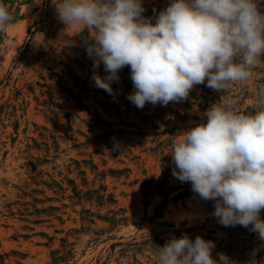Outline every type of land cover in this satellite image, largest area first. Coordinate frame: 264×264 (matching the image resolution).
Listing matches in <instances>:
<instances>
[{
    "label": "rangeland",
    "instance_id": "1",
    "mask_svg": "<svg viewBox=\"0 0 264 264\" xmlns=\"http://www.w3.org/2000/svg\"><path fill=\"white\" fill-rule=\"evenodd\" d=\"M0 3L7 6L13 17L0 30V104L7 106L6 114L0 117V254L4 255V263L49 264L50 250L58 247L60 237L66 236L73 243V257L67 264H100L108 256L111 243L126 242L132 237L136 242L147 237L153 241L135 252V261L116 259L114 255L106 264H156L157 246L162 247L176 237L164 222L175 226L182 221H187L186 226L204 225L196 236L214 237L215 241L210 239L214 245L224 238V231L214 229L216 224L221 225L212 215L214 201L202 200L196 194L184 202L169 201L162 206L160 196L147 201L141 198L139 180L156 176L159 170L158 165L152 166L153 157L142 151L153 144L142 145L138 143L141 138L132 134L177 127L172 132L176 139L191 126L206 123L204 113L223 93L201 84L192 89L186 100L167 106L146 103L142 109L137 108L127 98L134 92L129 67L122 68L118 76H124L122 71L126 68L131 89L127 91L119 79L112 82L113 92L109 94L97 88L91 78L93 72L107 75L102 63L94 67V58L88 55L86 61L91 66L85 63L80 69L76 64L73 47L80 46L78 39H83L84 34L77 33L76 27L66 28L58 19L53 0ZM170 3L171 0H142L143 15L155 22L159 12ZM83 48L86 51V41ZM67 64L85 81L87 89L73 85ZM260 78L254 71L251 80L236 83L230 89L229 94L240 98V107L245 111L258 107L254 93L264 86V82L257 84ZM68 88L83 97L85 107L77 106ZM105 101L114 108H109ZM130 105L140 113L136 115ZM94 111L111 125L95 123ZM143 115L149 119L141 124ZM14 121L18 122L16 132ZM111 129L124 131L107 139L103 133ZM112 153L114 157L110 156ZM173 168L171 159V172ZM96 172L105 175L100 179ZM100 184L113 195L114 204H72L74 192ZM82 208L93 214V223L80 219ZM160 209L162 213L157 215ZM109 210L124 220L109 227V222L101 218L111 216ZM261 218L264 219V213Z\"/></svg>",
    "mask_w": 264,
    "mask_h": 264
},
{
    "label": "clouds",
    "instance_id": "2",
    "mask_svg": "<svg viewBox=\"0 0 264 264\" xmlns=\"http://www.w3.org/2000/svg\"><path fill=\"white\" fill-rule=\"evenodd\" d=\"M53 3L66 28L88 30L86 52L107 73L93 72L97 88L112 94V82L127 66L134 87L127 98L137 108L186 100L205 83L223 93L204 113L206 123L172 141V175L190 182L202 200L215 202L212 215L221 225L249 228L264 241V86L254 93V111L243 110L240 98L229 94L234 84L253 78L264 58L260 0H171L155 22L144 17L142 0ZM12 20L0 3V30ZM214 246L185 234L157 246L154 257L156 264H218Z\"/></svg>",
    "mask_w": 264,
    "mask_h": 264
},
{
    "label": "trees",
    "instance_id": "3",
    "mask_svg": "<svg viewBox=\"0 0 264 264\" xmlns=\"http://www.w3.org/2000/svg\"><path fill=\"white\" fill-rule=\"evenodd\" d=\"M259 7L261 11H264V0H260ZM84 38L78 39L79 47L75 46L73 47L74 52V61L76 64H79L80 69L84 68L85 63H89L91 66V62L86 61L88 54L85 51V48H83V44L86 41V47L88 43H90V34L87 29L83 31ZM100 66H103V64H100ZM69 68L67 71V74L72 79V83L74 86L80 88L81 90L87 89L85 87V81L80 79L78 75H76L75 72H73V67L70 66V64H67L66 66ZM104 67V66H103ZM256 71V74L261 75L260 80H256L257 84H261V82H264V58L261 59L258 66L254 69ZM120 72V71H119ZM63 73V72H62ZM91 73V67L90 71ZM124 76H120L119 79L121 82H123L126 86V90L129 91L131 89L130 79L127 77L128 71L125 68ZM126 75V76H125ZM59 80L62 79V76H59ZM79 83H82V85L79 86ZM57 86L61 87V84L58 80H56ZM206 83L204 84V86ZM115 86V84L113 85ZM49 87V86H46ZM64 90V88H63ZM68 92L71 94L73 99L76 101L77 106L79 107H85V105L82 104L83 97L80 94H75L74 91L71 88H68ZM50 96L52 94L50 93ZM107 106L111 109L114 108V105H111L108 101H105ZM52 103V102H51ZM50 103V104H51ZM5 106L3 103L0 104V117L6 114L4 112ZM59 107V105H58ZM129 108H132L135 110V114H139V110L134 107L133 105H130ZM95 116V123H104L106 125H111V123H108L106 121H103L99 113L97 111H94ZM129 114L131 112L129 111ZM117 116H120V113H116ZM2 118V117H1ZM132 120H135L136 117H131ZM148 116L143 115L140 120L141 124H144L147 121ZM207 119V118H205ZM207 122V121H206ZM16 126V127H15ZM18 126V122L14 121V131L16 132ZM196 126V125H195ZM191 126V127H195ZM153 127L156 129H159V126L156 124H153ZM177 127H173L172 129H166V130H157V131H138L134 132L132 134L139 136L141 138L138 143L145 145L147 142L152 143V146L144 147L142 151H147V155L152 156L155 160V163H153V167L158 165L159 173L156 176H149L144 179L139 180V193L141 198L144 201H147L149 199H153L156 196L162 197V206L165 205V203L169 201L177 202L182 201L184 202L187 198L190 196L196 195L192 191V186L190 182H181L176 177L173 181H171V178L174 177L172 175V172L170 171L171 168V154H168L171 151L172 141L175 139V136L172 135V132ZM124 130H114L111 129L110 131H105L103 135L107 137V139H110L111 137L115 136L118 133L123 132ZM126 140L130 141L129 136L125 137ZM126 151H129L126 150ZM115 153L110 154L111 157H114ZM133 158H138L137 156H134ZM95 166V165H92ZM127 171L129 169L126 168ZM143 173L145 174V170H143ZM95 175H100V179L104 177V172H96ZM86 179H83V184L86 185ZM94 184V181H92V186ZM74 190V188H73ZM106 187L104 185H99L97 187L88 188L83 192L76 191L74 192L72 198L75 199V201H72V204H83L88 202L90 204L95 203L96 206L102 207L104 205L114 204L115 200L113 198V195L111 193H106ZM111 212V216L109 217H101L104 220L109 222V227H112L113 225L117 224L120 221H123V217H116L118 214L115 211L109 210ZM80 213L83 214L80 219L82 221H86L89 223H93L92 219V213L88 209L82 208L80 210ZM162 211L161 209L157 211V215H161ZM264 213V210L261 211V214ZM100 218V217H99ZM217 219V218H216ZM164 224L171 226L170 233L174 234L176 238H179L185 234H187L192 240H195L196 234L198 230H202L205 226L204 225H194V226H186L187 221L179 222L177 226L174 224H168L164 222ZM214 229L222 230L226 233V236L224 238H221L216 242L214 248L212 249V256L213 259H215L218 264H252V261L254 260L253 264H264V241H261L258 239V236L256 233L250 231L249 228H244L242 226H229L224 227L223 225L216 224ZM193 232V233H191ZM210 232V231H208ZM203 239L205 240H216L214 237L210 238L208 235L199 234ZM52 237H49V240H52ZM145 241L136 242L135 238L132 237L126 242L117 241L114 243H111L109 246L110 252L105 260H102L100 264H106L107 261L110 259V257L117 255L116 259L119 258H126V259H132L135 261L134 258L135 252H138L140 249H142L147 243H152L153 239H150V237L144 239ZM59 245L57 248H53L49 252L50 261L49 264H67V262L73 257V243L69 242L67 240V237H60L59 238ZM119 247L115 251V248ZM221 256H223V260H221ZM108 259V260H107ZM4 255L0 254V264L4 263ZM99 260H97L98 262ZM131 264V263H127Z\"/></svg>",
    "mask_w": 264,
    "mask_h": 264
}]
</instances>
